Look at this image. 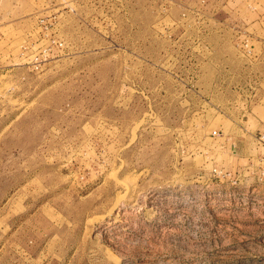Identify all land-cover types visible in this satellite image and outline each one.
Returning <instances> with one entry per match:
<instances>
[{
  "label": "rangeland",
  "instance_id": "obj_1",
  "mask_svg": "<svg viewBox=\"0 0 264 264\" xmlns=\"http://www.w3.org/2000/svg\"><path fill=\"white\" fill-rule=\"evenodd\" d=\"M0 264H264V0H0Z\"/></svg>",
  "mask_w": 264,
  "mask_h": 264
}]
</instances>
